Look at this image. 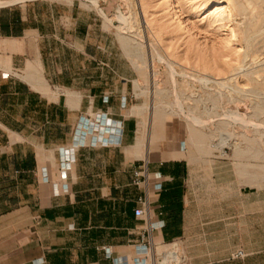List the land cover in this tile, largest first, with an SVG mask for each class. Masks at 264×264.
Wrapping results in <instances>:
<instances>
[{"label": "crops", "instance_id": "crops-1", "mask_svg": "<svg viewBox=\"0 0 264 264\" xmlns=\"http://www.w3.org/2000/svg\"><path fill=\"white\" fill-rule=\"evenodd\" d=\"M94 21L73 1L0 7V264H143L177 241L181 264H216L190 250L188 160L147 124L139 140L135 78L100 55ZM243 247L227 264H264Z\"/></svg>", "mask_w": 264, "mask_h": 264}, {"label": "rangeland", "instance_id": "rangeland-1", "mask_svg": "<svg viewBox=\"0 0 264 264\" xmlns=\"http://www.w3.org/2000/svg\"><path fill=\"white\" fill-rule=\"evenodd\" d=\"M60 1H73L79 9L89 11L98 26L92 38L102 40L105 45L100 55L115 59L126 74L135 78L133 103L137 106L134 110L136 113L141 106H146L140 110L141 114H136L140 116L139 125L144 122L148 131L151 130L150 145L156 146L155 150L168 149L171 156L188 160L187 199L197 221L196 235L189 240L190 250L195 253L215 250L216 264H227L229 249L243 245L264 249V111L260 114L264 105V0H96L110 22L91 0ZM171 1L177 2V13L168 7ZM216 3L227 5L233 13L232 22L213 10ZM128 9L135 14L133 21L119 19ZM229 24L237 34L234 44L227 42ZM124 27L129 28L128 33ZM250 35L253 36L246 41ZM124 38L130 41L129 45H124ZM138 43L146 62L144 76L126 52ZM211 62L226 65V73H213L217 79L228 77L227 68L242 66L243 73L229 83L241 90L230 91L186 76L200 72V66ZM212 104L217 106L219 115L204 123L201 120L205 107ZM237 104L240 108L254 107L249 114L256 113L255 116L247 115L251 120L259 115L263 117L247 124L235 121L232 115L238 114ZM156 109L165 114H154ZM242 124L247 126L248 137L232 138L238 149L223 148L224 155H221L216 145L221 144L227 132H243ZM161 141H170V147ZM162 249L165 254L176 252L181 264L178 241ZM206 259L213 257L206 256Z\"/></svg>", "mask_w": 264, "mask_h": 264}, {"label": "bare ground", "instance_id": "bare-ground-1", "mask_svg": "<svg viewBox=\"0 0 264 264\" xmlns=\"http://www.w3.org/2000/svg\"><path fill=\"white\" fill-rule=\"evenodd\" d=\"M17 1H23V0H2V1H0V6H4V5H9V4H12V3H15V2H17ZM252 1V0H251ZM250 1V2H251ZM223 2V1H222ZM91 3L92 4H94V5H96L97 6V8H98V10L100 11V13L103 15V17L107 20V21H111L110 20V18L107 16V14L106 13H104V11H102V9L98 6V4H97V2H96V0H91ZM130 4V3H129ZM128 3H127V5L128 6H130ZM169 4V6L168 7H170L171 8V10H173L175 13H177L179 10H177L178 9V4H177V2L176 1H171L170 3H168ZM252 4V3H251ZM250 4V5H251ZM128 6H127V8H128ZM241 6H243L242 4H241ZM213 7H214V11H217V13L218 14H220V15H225L226 16V18L228 19V22H232V18H233V13H232V11L231 10H229V8L227 7V5L225 4H221V3H216V4H213ZM245 7V6H244ZM131 8V7H130ZM132 9V8H131ZM131 9H128V13H126V14H124V15H120V18L119 19H123V20H126V21H130L133 17L132 16H135V14L133 15V13H132V11H131ZM143 12H144V10H142ZM213 11V12H214ZM172 12V11H171ZM179 15V14H178ZM138 16V15H137ZM140 19V18H139ZM131 21H133V20H131ZM130 21V22H131ZM133 23V22H132ZM143 23H145L146 24V22L143 20ZM182 23V22H181ZM183 24V23H182ZM129 25V24H128ZM130 26H132V24L130 25ZM143 26V25H142ZM126 27V26H125ZM125 27H124V29H125ZM133 27V26H132ZM131 27V28H132ZM135 27V26H134ZM183 27V26H182ZM139 28V27H138ZM144 28V27H143ZM184 28V27H183ZM119 29H121V28H119ZM123 29V28H122ZM136 29V28H135ZM125 30H127V33H128V30H129V28L128 29H125ZM227 30H228V33H227V42L230 44V43H233L234 44V42L236 41V39H237V34H236V32H235V30H234V28L229 24L228 25V27H227ZM245 30V29H244ZM248 36V35H247ZM251 36H253V35H250V37H248V38H246L245 40L246 41H248L249 40V38H251ZM128 38V37H127ZM142 38V37H141ZM132 39H134V38H132ZM136 41V40H135ZM140 41V40H139ZM138 41V42H139ZM129 42L130 41H128L126 38H124V42L123 43H125L124 45H129ZM132 45L134 44V43H131ZM131 48L129 49L128 48V50L126 51L127 52V54H128V56H130V57H132V62H133V64H134V66L136 67V69L141 73V74H143V76L144 75H146V62H145V60H144V57L141 55V52H140V47H142L141 46V44L140 43H138L134 48H132V46H130ZM144 54V53H143ZM199 63V62H198ZM208 63H210V62H208ZM173 64V63H172ZM204 64H205V62H204ZM226 64V63H225ZM224 64V65H225ZM200 65V64H199ZM241 65V64H240ZM171 66V65H170ZM172 68H173V66H171ZM198 67V66H197ZM225 67H226V65H225ZM225 67L224 66H217V65H215V63L213 62H211V64L210 65H205V66H200V72H198V73H194V74H186V76H188V77H190V78H192V79H195L196 81H198V82H203V83H213V84H215V85H217V86H219V87H221V88H227V89H229L230 91H236V89L237 90H239L240 88L239 87H237V88H235V87H232V86H230L229 85V83H233V81L234 80H236L237 79V77H238V75H241V73H243V72H241V67L242 66H239L238 65V67H235V68H232L231 67V69H228L227 68V70H228V72H229V75H228V77L227 78H225V79H217V78H215L214 77V72H219L220 71V73L222 72H225L226 73V71H225ZM234 67V66H233ZM198 70V69H197ZM245 72V71H244ZM220 73H219V75H220ZM243 75V74H242ZM245 75H247V74H245ZM218 76V75H217ZM222 78V77H221ZM235 84H236V82H235ZM141 86V85H140ZM144 87V86H143ZM146 87V86H145ZM239 88V89H238ZM138 89V88H137ZM140 90V89H139ZM241 90V89H240ZM145 91V90H144ZM144 91H140L141 92V94H144ZM156 91V90H155ZM139 92V93H140ZM157 92V91H156ZM237 93V92H236ZM146 94H147V92H146ZM146 94H144V95H146ZM230 94V93H229ZM143 95V96H144ZM260 95V94H259ZM256 97H258V96H256ZM262 97V96H261ZM260 97V98H261ZM259 98V99H260ZM214 101H215V98H214ZM233 101H236V99H234ZM215 103V102H214ZM238 103V102H237ZM256 103H258V102H256ZM256 103H254V104H256ZM204 104H205V102H204ZM253 105V104H252ZM257 105V104H256ZM207 106V105H206ZM210 106V105H209ZM255 106V105H254ZM259 106V105H258ZM263 106V107H262ZM262 106H260V107H262V109L263 110H261L260 111V114L264 111V105H262ZM146 106H141L140 107V109H139V111L141 110V109H143V108H145ZM155 107V106H154ZM216 107L217 106H215V104H212L210 107H205V116H204V119H202L201 121L202 122H204V123H207V122H210L211 120V118H213V117H215V116H217V115H219V114H216L217 113V110H216ZM237 107H239L238 106V104H237ZM252 108H254V107H252L251 105L250 106H246L245 108L243 107V108H238V114H236V115H232V117H233V119L235 120V121H241L242 123H245V122H247V121H250L252 118H250L251 117V115L249 114V111H250V109H252ZM255 108H257V107H255ZM258 109V108H257ZM138 110V109H137ZM251 112V111H250ZM254 113H255V111H253ZM253 113V114H254ZM154 114H156V115H163V114H165L164 113V111H162V110H158V109H156L155 110V112H154ZM250 115V117H247V115ZM256 114V113H255ZM255 114H254V116H255ZM153 115V114H152ZM253 116V115H252ZM253 116V117H254ZM259 116H261V115H259ZM259 116H257L255 119H253V120H256V122L257 121H259L260 120V118L261 117H263V116H261V117H259ZM229 117V116H228ZM222 118H224V117H222ZM221 119V118H220ZM226 119V118H225ZM192 120L193 121H197V120H194V118H192ZM253 120H251V121H253ZM245 124H247V123H245ZM245 124H242L243 126H244V131L243 132H241V133H236V134H233V131H230V132H227V135H226V138H222V140H221V144H219L218 145V147H217V145H216V149H219L220 150V152H221V154L224 152L223 151V148H229L230 146H233V147H235L236 149H238V144L237 143H235V142H233V141H231V139L232 138H238V137H244V138H247L248 136V134H247V132L245 131V128L247 127ZM262 125V124H261ZM256 127L258 128V126L256 125ZM145 128H146V123H144V122H142L140 125H139V140H141V138H142V136H143V133L145 132ZM221 135V134H220ZM219 135V136H220ZM223 135V134H222ZM237 142V141H236ZM217 143V142H216ZM215 144V143H214ZM212 147V146H211ZM213 147H215V146H213ZM251 151V150H250ZM259 154V153H258ZM257 154V155H258ZM259 156H261L260 154H259ZM255 157H257V156H255ZM169 246H170V244H169ZM173 247H174V245H173ZM161 261H158L157 263H152V264H179V262H180V259H179V256H178V254L176 253V252H170V253H168V254H165V253H163V255H162V257H161Z\"/></svg>", "mask_w": 264, "mask_h": 264}, {"label": "built area", "instance_id": "built-area-1", "mask_svg": "<svg viewBox=\"0 0 264 264\" xmlns=\"http://www.w3.org/2000/svg\"><path fill=\"white\" fill-rule=\"evenodd\" d=\"M139 173H136V176H138ZM138 202L140 203V206L136 207L134 209V215L136 217H143L146 215V208H147V201L144 198H139ZM144 244V243H143ZM102 249L105 251V253L107 255L111 254V249L106 248V247H102ZM164 252H161L160 254L157 255V258H155L152 254V252H150V250L147 248L145 249V259H144V263L143 264H152V263H157L158 261H161V257L163 255ZM244 253L242 250L238 249L236 250L233 254L232 257L233 258H240L243 257Z\"/></svg>", "mask_w": 264, "mask_h": 264}]
</instances>
